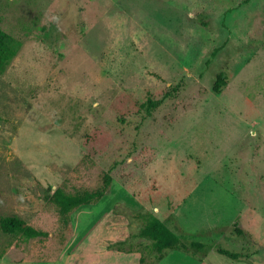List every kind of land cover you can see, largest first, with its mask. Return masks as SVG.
<instances>
[{"label":"rangeland","instance_id":"rangeland-1","mask_svg":"<svg viewBox=\"0 0 264 264\" xmlns=\"http://www.w3.org/2000/svg\"><path fill=\"white\" fill-rule=\"evenodd\" d=\"M0 29L15 49L0 72V217L48 232L0 228V264H264V0H0ZM171 84L177 100L139 122L147 92ZM107 171L102 199L59 233L45 188ZM146 213L173 216L184 248L155 262Z\"/></svg>","mask_w":264,"mask_h":264},{"label":"trees","instance_id":"trees-1","mask_svg":"<svg viewBox=\"0 0 264 264\" xmlns=\"http://www.w3.org/2000/svg\"><path fill=\"white\" fill-rule=\"evenodd\" d=\"M245 2H247V0H245ZM7 39V33L0 29V72L5 69L10 59L15 54V49L9 45ZM228 81L229 75L227 73H217L212 84V91L216 93L220 92ZM177 96L178 86L176 84L167 86L159 95L147 92L145 100L141 103L140 110L137 112L139 122L149 116L152 111L159 107L165 100L168 99L174 102L177 100ZM128 121L129 120L123 116L113 119V122L117 124H127ZM248 165H251V163L248 162ZM111 178L110 171H107L102 175L100 183L94 187L78 188L73 191L66 190L62 185H58L54 188L49 186L45 188L43 199L46 203L53 205L56 210L58 221L57 231H59V233L69 228V215L73 210L82 206L94 204L102 199L110 186ZM168 222L167 224L166 219H162L151 213H146L143 217V225L138 232L139 238L143 241L142 244L153 256L155 262L160 261L165 256L167 250H180L184 248L181 234L170 226L171 223H174L173 216L169 217ZM237 223L236 220L233 222L234 231L241 233L242 231L237 227ZM0 228L6 233H17L25 240L48 235L46 230L25 224L16 215L0 217ZM62 239L64 238L62 237ZM189 245L197 250H202L205 247V244L199 240H190ZM214 249L219 254L232 260H238L241 257L239 252L230 251L219 246L214 247ZM140 261H142V257H140Z\"/></svg>","mask_w":264,"mask_h":264}]
</instances>
